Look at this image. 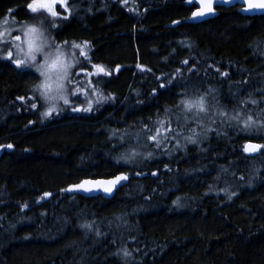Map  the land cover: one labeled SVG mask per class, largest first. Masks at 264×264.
I'll return each mask as SVG.
<instances>
[{
    "label": "trees",
    "instance_id": "16d2710c",
    "mask_svg": "<svg viewBox=\"0 0 264 264\" xmlns=\"http://www.w3.org/2000/svg\"><path fill=\"white\" fill-rule=\"evenodd\" d=\"M30 2L0 0V22L31 21ZM67 3L71 13L55 9L52 36L57 43H90L91 62L110 73L90 81L113 99L90 112L68 107L41 119L46 104L29 99L39 74L0 59V145H13L0 158V264H264V149L254 156L243 151L249 140L264 145V130L241 131L209 115L199 119L215 131L197 144L182 136L184 147L174 148L172 140L166 151L143 135L135 141L144 125L165 117L166 107L185 136L203 131L192 119L184 124L174 109L183 91L215 89L209 103L230 115L256 118L264 111V15L218 7L213 18L195 22V5L187 0ZM44 13L37 17L51 21ZM192 65L198 72H188ZM177 68L183 79L167 84ZM82 85L85 102L94 100L89 83ZM251 99L258 103H242ZM130 147L153 156L118 163ZM118 173L129 178L110 199L62 191ZM44 193L51 195L41 199ZM85 223L92 229L82 228ZM123 248L132 253L127 261L118 254Z\"/></svg>",
    "mask_w": 264,
    "mask_h": 264
},
{
    "label": "snow or ice",
    "instance_id": "6c2138e0",
    "mask_svg": "<svg viewBox=\"0 0 264 264\" xmlns=\"http://www.w3.org/2000/svg\"><path fill=\"white\" fill-rule=\"evenodd\" d=\"M215 2L216 0H187L190 6L192 4H199L197 10L192 12L191 18H200L213 14L215 11L213 6ZM221 2L229 3L230 0H221ZM242 2L246 4V8L242 9L243 11L264 10V0H242ZM57 4L64 8L65 11L71 13L67 0H32V2L27 4V8L32 14L46 12L52 20L42 19L38 24L25 23L24 27L20 29L22 35L13 37L14 41L21 43L5 41L3 38L5 34L0 33V45L4 46L0 47V52H3V55H0V59L11 61L17 69H34L35 72L39 74V82L33 87V96L29 99L32 101H43L47 105L45 110L40 112L41 119L49 118L53 114H59L64 108L68 107L74 112H90L94 110V105H99L113 99L111 94L107 96L104 95L103 92L92 84V81H89L88 83L92 87L91 95L94 96L95 99L88 100L87 106L74 105L71 103V97L85 94L84 89L80 88V81L78 79L80 73L75 72V69L79 68L80 72H83L85 76L89 77H99L101 74L106 76L110 73L104 66L91 62V45L88 41L78 43L65 40L57 43L46 34L48 31L58 27L54 22L59 16L58 12L55 10ZM12 11L14 10H9L10 13ZM63 18L67 19L66 16ZM173 23L178 24L179 21H173ZM45 25H48V27H45ZM4 48H7V50L4 51ZM85 62L91 65L92 71L87 70ZM181 64L187 66L189 60L185 59L181 61ZM211 67L213 66L209 65V68ZM137 68L141 71L145 70L139 64ZM147 71L151 70L147 69ZM215 71L222 77H228V73L220 72L219 68H216ZM188 72H198L197 66L192 65V67L188 68ZM205 74H208L207 69H205ZM183 75V69L177 68L173 74V78L168 80L167 84H172L173 81L177 79H183ZM159 79L160 77H157V80ZM244 83H246V81ZM167 84H161L160 87L164 88ZM215 91V89L209 88L206 92L196 95H189L187 91H183L178 94L180 98L174 105V109L183 115L184 124H187L189 119H192L197 123L198 127L203 129L202 132L198 133L195 129H192L191 134L185 136L182 131V126L179 130L173 127L172 120L168 116L173 109L166 107V115L163 119L150 122L152 126L146 124L135 133L136 143L140 144L143 135V138L148 143L154 145L156 149L163 147L166 151L168 150V143L172 140H175L174 148L184 147L185 144H182L180 141V137L182 136L185 143L197 144L199 142L197 139L199 136L203 135L206 137L209 131H215V129L210 127L205 128L199 119L201 116L209 115L212 117H219L222 122L227 121L229 124L235 122L237 126H241V131H252L253 129L264 130V119H262V117H264V111L257 113L256 118H254L253 115H247L245 117L241 112L230 115L227 111L218 106V102L217 104L209 103L210 97L214 99ZM152 94H156V89H153ZM17 99L23 101L25 98L18 97ZM60 101H62V105L59 103ZM248 102L253 105L258 103L255 99L242 103ZM30 106L32 109L39 110L38 102H32ZM213 108H215V111H211ZM212 122L214 123L215 120L213 119ZM29 123L32 122L30 121ZM176 123L178 125L180 123L179 115L176 116ZM113 134L115 135L116 133ZM124 139L125 137L122 135L121 140ZM146 146L147 144H145V147ZM4 147L12 148L13 145H0V148ZM262 149H264V145L246 143L243 146V151L245 153H254ZM141 156L145 159H151L153 152H140L137 151L136 148L130 147L117 157V162L123 161L125 164H128ZM153 175H156V173H153ZM128 178L126 174L121 173L112 179H85L79 184L72 185L68 189L62 191L83 190L85 192H92L97 189H102L105 193H112L121 182L128 180ZM221 190L227 191V189ZM50 195V193H44L41 199ZM233 195H235V193H230L228 198L231 199ZM174 203H178V201H174ZM23 207H27V204L23 205L22 208ZM119 219L120 217H117V220ZM81 227L91 230L93 225L91 223H85L82 224ZM96 234L99 236V231H97ZM118 254H122V257L126 261L132 257V253L127 248L121 249Z\"/></svg>",
    "mask_w": 264,
    "mask_h": 264
},
{
    "label": "water",
    "instance_id": "95a60500",
    "mask_svg": "<svg viewBox=\"0 0 264 264\" xmlns=\"http://www.w3.org/2000/svg\"><path fill=\"white\" fill-rule=\"evenodd\" d=\"M195 5V9L193 11H196L197 8L199 7V4H194ZM214 13L213 14H209V15H206L204 17H200V18H192L195 22H201V21H204V20H207V19H210V18H213L215 16V12H216V8L218 7H225V8H229V7H237V11L244 15V16H259V15H264V10H249V11H243L242 9H245L246 8V4L242 2V0H230L229 3H223L221 2V0H216V2L214 3ZM246 143H251V144H257V145H262L261 143L259 142H256V141H247ZM245 143V144H246ZM10 148H7L5 147V149L3 150V148H0V158L2 157L4 151H8ZM259 151L257 152H254V153H246L247 155L249 156H254L258 153ZM121 173H118L116 175H119ZM125 174V173H124ZM116 175H113V176H110V177H99V178H86V179H112L114 178ZM85 180V179H84ZM83 181V180H82ZM128 180L126 181H123L121 182L120 185H118L112 193H105L102 189H97V190H94L92 192H85L83 190H73V191H66L67 194L69 195H73V194H77V195H81V196H85V197H97V196H101L103 197L104 199H110L112 198L115 193L122 187L124 186L126 183H127ZM81 182V181H80ZM80 182H77V183H74V184H71L69 185L66 189H68L70 186L72 185H76V184H79Z\"/></svg>",
    "mask_w": 264,
    "mask_h": 264
},
{
    "label": "rangeland",
    "instance_id": "374dc122",
    "mask_svg": "<svg viewBox=\"0 0 264 264\" xmlns=\"http://www.w3.org/2000/svg\"><path fill=\"white\" fill-rule=\"evenodd\" d=\"M56 8H60V9H63L59 4H57L56 5ZM44 13V12H43ZM45 14V13H44ZM37 15L38 14H33V16L35 17H33V19L31 20V21H28L27 22V24H38L39 23V21H41L42 19H45V18H40V16H38L37 17ZM46 15L48 16V14L46 13ZM46 16V17H47ZM49 17V16H48ZM59 17V16H58ZM51 18V17H50ZM50 20V19H49ZM20 21H15L13 24H14V26L12 25V23H9V22H7L6 20H4L3 22H0L1 24H0V33H4L5 35H4V40L5 41H11V42H13V43H21V42H16V41H14L13 40V37L14 36H16V35H22V33H21V31H20V29L21 28H23L24 27V25H25V23L24 22H20ZM45 27H48V25H45ZM50 38H52V39H54L53 38V36H52V34H53V29L52 30H50V31H48L47 33H46ZM9 46H11V45H9ZM14 50V49H13ZM17 58H20V57H17ZM85 66H88V68H87V70L88 71H92V69H91V65H85ZM75 72H79L80 74H79V77H78V79H79V81H80V88H83L84 87V85H82L83 83L84 84H86V83H88L89 81H90V79L92 78V77H89V76H85L84 75V73L83 72H80V69L78 68V69H76V70H74ZM83 76V77H82ZM75 90V89H74ZM81 96L82 95H78V96H75V97H78V98H80L81 99ZM75 97H71L70 98V100L71 101H74V102H72V104H74V105H80V106H87V102H85V98L83 97V99H81V103H79L78 102V100H75L74 98ZM59 103H61L62 104V101H60ZM47 106V105H46ZM69 109L70 110H72L70 107H69ZM70 110H68V111H70Z\"/></svg>",
    "mask_w": 264,
    "mask_h": 264
},
{
    "label": "flooded vegetation",
    "instance_id": "af4514ba",
    "mask_svg": "<svg viewBox=\"0 0 264 264\" xmlns=\"http://www.w3.org/2000/svg\"><path fill=\"white\" fill-rule=\"evenodd\" d=\"M58 8H56V10H57Z\"/></svg>",
    "mask_w": 264,
    "mask_h": 264
},
{
    "label": "bare ground",
    "instance_id": "6f19581e",
    "mask_svg": "<svg viewBox=\"0 0 264 264\" xmlns=\"http://www.w3.org/2000/svg\"><path fill=\"white\" fill-rule=\"evenodd\" d=\"M238 12V11H237ZM251 17V16H250Z\"/></svg>",
    "mask_w": 264,
    "mask_h": 264
}]
</instances>
